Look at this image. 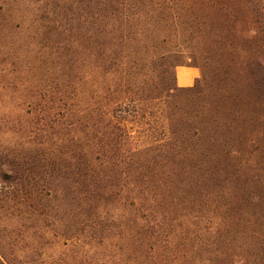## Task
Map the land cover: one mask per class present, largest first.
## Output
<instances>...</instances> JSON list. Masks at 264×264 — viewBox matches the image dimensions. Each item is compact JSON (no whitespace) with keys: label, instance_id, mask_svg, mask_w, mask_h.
<instances>
[{"label":"trees","instance_id":"trees-1","mask_svg":"<svg viewBox=\"0 0 264 264\" xmlns=\"http://www.w3.org/2000/svg\"><path fill=\"white\" fill-rule=\"evenodd\" d=\"M0 52V264H247L264 0H0Z\"/></svg>","mask_w":264,"mask_h":264},{"label":"rangeland","instance_id":"rangeland-1","mask_svg":"<svg viewBox=\"0 0 264 264\" xmlns=\"http://www.w3.org/2000/svg\"><path fill=\"white\" fill-rule=\"evenodd\" d=\"M25 39L27 40L24 44L27 45V54L29 52L30 61L33 62L34 56L38 53L41 54V57L39 58V63L37 66H40V69L43 72L50 70H61L60 69V63L61 61L58 60V58L52 54V56H47L48 49H50L52 52L56 48V45L54 44H48V47L46 45V41L40 42L39 37L36 39L30 38ZM1 41H4L3 39ZM34 47V50L37 53H32V50L30 46ZM2 51H4V47H1ZM0 54H2L0 52ZM66 58V56L64 57ZM2 59V56H0V60ZM30 62V64H32ZM34 63V62H33ZM35 64V63H34ZM17 65V64H15ZM181 66H177L176 69ZM67 68L65 67V70ZM163 69L162 61H155L150 62L147 64V66L144 68V72L148 75L156 76L161 74V71ZM175 69V70H176ZM50 72V71H48ZM58 72H53L52 76L56 77L59 74ZM28 78H34L31 75L27 76ZM161 77V76H160ZM181 83H187L186 81H182L180 79ZM243 161L244 163V175H240L239 177L235 178V185L238 188V186L242 185V181H247L246 183V192L250 197H255L254 200L249 199L248 205L246 204L245 209V216H246V226H247V264H258L260 260L256 256V246H257V235L260 234V242L261 244H264V208H262L259 204H257L256 196H263L264 198V144H262L258 149H256V146H250L249 147V153L245 160H235V163L237 165H240V162ZM239 172V171H238Z\"/></svg>","mask_w":264,"mask_h":264},{"label":"crops","instance_id":"crops-1","mask_svg":"<svg viewBox=\"0 0 264 264\" xmlns=\"http://www.w3.org/2000/svg\"><path fill=\"white\" fill-rule=\"evenodd\" d=\"M199 76L200 71L195 66H181L175 70V81L180 87L191 86ZM180 79L187 83H181Z\"/></svg>","mask_w":264,"mask_h":264}]
</instances>
